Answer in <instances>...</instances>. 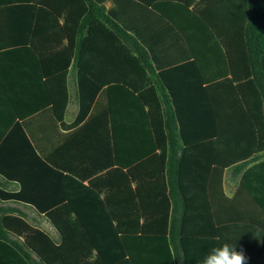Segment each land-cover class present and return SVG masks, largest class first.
Instances as JSON below:
<instances>
[{
  "label": "crops",
  "instance_id": "obj_1",
  "mask_svg": "<svg viewBox=\"0 0 264 264\" xmlns=\"http://www.w3.org/2000/svg\"><path fill=\"white\" fill-rule=\"evenodd\" d=\"M92 1L94 9L87 0H0V164L4 170L0 185L8 192L26 191L38 203L9 201L0 206L22 213L30 225L59 242V233L38 209L59 205L55 172H74L85 186L92 181L103 189L102 198L106 194L112 198V218L84 214V223L113 226V255L122 252L115 245L120 238L126 239L130 255L139 264H147L155 250L167 253L166 245L152 244L153 235L138 231L145 220L139 217L137 185L128 170L114 172L113 180L98 170L112 160V129L118 144L114 159L122 163L133 160L136 144L151 147V114L159 109L166 125L171 112L160 71L193 61L209 80L215 111L230 130L226 158L242 161L240 172L231 167L224 173L225 197L233 199L242 180L240 207L247 224L264 223V88L250 83L254 76L248 77V72L254 67L246 45L264 44V25L251 27V0ZM71 44H84L83 63L88 70L82 75L84 103L93 99L79 123V75L70 56ZM108 44H129L143 63L131 60V68L114 63L110 71L105 56ZM123 69L127 73L122 74ZM176 73L174 79L183 82L185 76ZM258 78L264 82V75L258 73ZM61 110L62 121L56 115ZM239 129L240 142L235 137ZM193 142L195 161L200 159L202 143ZM40 160L49 162L50 169ZM9 162L13 169H8ZM201 175L199 170L194 172V177ZM104 181L112 184L103 186ZM150 190L142 189L145 197ZM211 191L194 184L193 214L186 228L188 264H202L219 239L243 250L249 264V256L258 252L256 242L264 237L244 232L239 241L227 230L216 233L218 202ZM76 201L82 210L93 207L85 199ZM148 203L146 199L142 206ZM220 203L228 205L222 198ZM45 223L51 226L47 230L40 227Z\"/></svg>",
  "mask_w": 264,
  "mask_h": 264
},
{
  "label": "trees",
  "instance_id": "obj_2",
  "mask_svg": "<svg viewBox=\"0 0 264 264\" xmlns=\"http://www.w3.org/2000/svg\"><path fill=\"white\" fill-rule=\"evenodd\" d=\"M87 1L90 2V9L96 8L92 0ZM260 24L264 25V0H251L250 25L256 27ZM246 45L248 57L254 67L251 72H248V77L254 76L250 83L258 85L260 89L264 88V82L258 78V73L264 75V44ZM70 48V56H74L79 75L82 109L77 119L79 123L89 111L93 99L90 97L88 102L84 103L82 75L87 74L88 71L83 63L84 44H71ZM105 56L110 71L114 63L127 68H131L132 61L141 63L133 55L129 44H108ZM110 71L107 68V72ZM122 72V74L127 73L124 69ZM176 72L185 76L183 82H177L174 79ZM194 74H198L200 79H194ZM203 76L200 66L193 61L187 62L178 69L171 68L167 72L161 70L160 82L168 94L171 106V112L167 113L166 125L159 109L151 114L153 117L150 115L154 120V143L150 145V148L149 146L141 148V145L138 146L140 143L136 144L135 148H138L134 151L130 164L114 159L117 156L118 144L114 134L116 130L112 129V160L98 170V173L106 171L105 177L113 180L114 172L127 169V174L133 183H136L137 191L134 194L137 201L139 200V217L145 220L138 231L142 235L148 233L153 235L154 246L161 244L167 246V253L161 254L160 249L158 252L153 251L147 264H188L186 228L193 214L192 203L196 183L205 186L206 190L211 187V192H214L213 198L218 202L215 215L216 233L227 230L229 235L233 234L239 241L244 232L264 237V223L249 225L243 215L240 207L242 180L237 195L233 199H227L223 192L226 169L236 167V170L240 172L242 161L226 158L229 152L225 150L229 149L227 145L232 137L227 136L230 130L226 128L222 114H217L215 111L210 82ZM108 82L109 80L106 81ZM225 88L222 89L224 95ZM262 91L264 93V89ZM63 113V110L56 113L58 120H63ZM235 137L240 142L241 129L236 130ZM193 141L202 143L200 159L195 161L192 159V148L195 145ZM157 151H160V154ZM48 163L42 161L44 168L50 169ZM8 164V169H13L12 162ZM198 170L202 173L200 178L194 177V172ZM0 172L4 173L1 164ZM55 173L58 174L54 183L58 191L56 203L58 202L59 205L48 210L42 208L38 210L53 224L59 233L60 241L57 242L48 233L30 225L22 213L0 206V264H139L130 255L128 242L124 238L116 239L118 241L115 245L119 244L122 252L119 256L113 255L114 229L111 224L99 226L84 223V214L94 213L112 218V198L108 194L102 198L103 189L95 187L96 183L92 181L85 186L83 180L75 178L74 172L73 174L71 172ZM101 184L111 185L112 181H104ZM145 187L151 188L149 196L146 197L142 193ZM214 189L216 192L213 191ZM221 198L227 202V207L220 203ZM82 199L90 202L93 205L92 209L86 207L82 210L79 202L76 201ZM146 199L150 203L144 207L142 202ZM140 200H142L141 203ZM9 201L38 205L26 191L8 192L0 185V202ZM178 217L180 223H178ZM225 225L227 229L223 228ZM118 230L120 231V226L119 229L116 228V232L119 233ZM11 235L17 239H12ZM256 235L254 237L257 241ZM221 245L222 242L219 239L217 246ZM255 247L258 252L256 255L249 256V264H264V239L256 242ZM141 264L144 262L142 261Z\"/></svg>",
  "mask_w": 264,
  "mask_h": 264
},
{
  "label": "clouds",
  "instance_id": "obj_3",
  "mask_svg": "<svg viewBox=\"0 0 264 264\" xmlns=\"http://www.w3.org/2000/svg\"><path fill=\"white\" fill-rule=\"evenodd\" d=\"M247 257L243 250L237 251L236 246L224 242L212 248L204 257L202 264H246Z\"/></svg>",
  "mask_w": 264,
  "mask_h": 264
},
{
  "label": "rangeland",
  "instance_id": "obj_4",
  "mask_svg": "<svg viewBox=\"0 0 264 264\" xmlns=\"http://www.w3.org/2000/svg\"><path fill=\"white\" fill-rule=\"evenodd\" d=\"M40 227H42V228H44V229L47 230V229L50 228L51 226L48 225L47 223H45V224H41Z\"/></svg>",
  "mask_w": 264,
  "mask_h": 264
}]
</instances>
